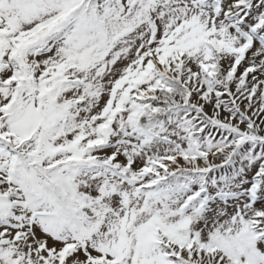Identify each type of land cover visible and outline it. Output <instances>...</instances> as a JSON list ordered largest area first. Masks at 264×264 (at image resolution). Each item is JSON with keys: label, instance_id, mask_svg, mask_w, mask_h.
Listing matches in <instances>:
<instances>
[{"label": "snow or ice", "instance_id": "snow-or-ice-1", "mask_svg": "<svg viewBox=\"0 0 264 264\" xmlns=\"http://www.w3.org/2000/svg\"><path fill=\"white\" fill-rule=\"evenodd\" d=\"M0 264H264V0H0Z\"/></svg>", "mask_w": 264, "mask_h": 264}]
</instances>
